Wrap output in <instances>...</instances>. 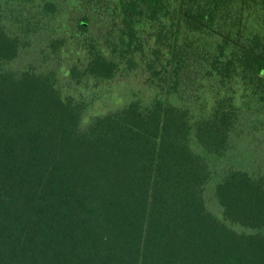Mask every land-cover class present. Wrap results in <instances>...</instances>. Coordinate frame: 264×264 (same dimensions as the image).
Instances as JSON below:
<instances>
[{
	"label": "trees",
	"instance_id": "1",
	"mask_svg": "<svg viewBox=\"0 0 264 264\" xmlns=\"http://www.w3.org/2000/svg\"><path fill=\"white\" fill-rule=\"evenodd\" d=\"M0 264H264V0H0Z\"/></svg>",
	"mask_w": 264,
	"mask_h": 264
},
{
	"label": "rangeland",
	"instance_id": "2",
	"mask_svg": "<svg viewBox=\"0 0 264 264\" xmlns=\"http://www.w3.org/2000/svg\"><path fill=\"white\" fill-rule=\"evenodd\" d=\"M139 82L140 80L137 77H132V78H129L127 82L125 83H122V81L120 80V81L115 82L114 85L124 86V89L134 90V89L139 88ZM110 105H111L110 101H107V102L99 101L95 103L94 107L92 108V111L93 112L104 111L108 109Z\"/></svg>",
	"mask_w": 264,
	"mask_h": 264
}]
</instances>
